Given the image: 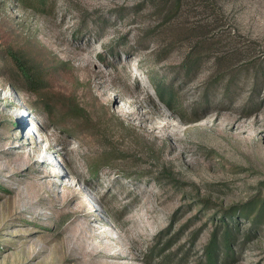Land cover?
Wrapping results in <instances>:
<instances>
[{
	"label": "rangeland",
	"instance_id": "1",
	"mask_svg": "<svg viewBox=\"0 0 264 264\" xmlns=\"http://www.w3.org/2000/svg\"><path fill=\"white\" fill-rule=\"evenodd\" d=\"M50 3L0 0V264H264V0Z\"/></svg>",
	"mask_w": 264,
	"mask_h": 264
},
{
	"label": "trees",
	"instance_id": "2",
	"mask_svg": "<svg viewBox=\"0 0 264 264\" xmlns=\"http://www.w3.org/2000/svg\"><path fill=\"white\" fill-rule=\"evenodd\" d=\"M52 0H39V2L46 6L47 9L52 8V4L50 3ZM9 59L15 65L17 72L23 75L25 81L29 84L31 90L38 91L41 88L42 75L41 72L38 71L37 67H32L31 65H27V59L22 58L20 55H16L14 53H10ZM40 74V75H39ZM160 85L163 87V91L161 92L163 96L166 98H170L171 102L174 104L176 102V98L174 96V90L166 84L164 81L160 80ZM161 94V96H162ZM47 106V104H45ZM236 226H226L223 231V241L222 246L225 249L226 256L231 251L232 244V236L234 232V228ZM216 241V236L214 235L212 241L207 247L206 255H207V264H218L217 253L218 247Z\"/></svg>",
	"mask_w": 264,
	"mask_h": 264
}]
</instances>
